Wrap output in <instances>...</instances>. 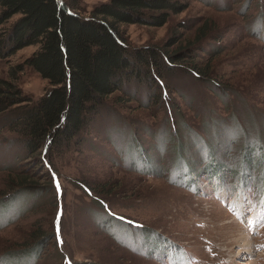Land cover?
Masks as SVG:
<instances>
[{"label": "rangeland", "instance_id": "rangeland-1", "mask_svg": "<svg viewBox=\"0 0 264 264\" xmlns=\"http://www.w3.org/2000/svg\"><path fill=\"white\" fill-rule=\"evenodd\" d=\"M183 1L162 27L120 26L184 59L124 83L71 143L30 153L19 107L0 114V264H264V0ZM38 48L0 58L34 101L48 80L9 73Z\"/></svg>", "mask_w": 264, "mask_h": 264}, {"label": "trees", "instance_id": "trees-1", "mask_svg": "<svg viewBox=\"0 0 264 264\" xmlns=\"http://www.w3.org/2000/svg\"><path fill=\"white\" fill-rule=\"evenodd\" d=\"M81 4L82 0H0V26L21 15L0 31V58L29 45L39 46L11 69L10 76L17 80V74L30 66L50 85L34 101L15 83L0 78V114L14 105L19 107L13 110L9 125L30 153L41 148L48 152L52 142L58 146L71 143L93 122L106 97L135 78L149 83L161 78L153 70L165 68L168 59L181 61V53L187 52L170 54L166 50L162 54L151 45L133 48L120 26L137 23L162 27L171 15L186 9L183 0L103 1L86 17ZM26 189L20 186L14 195ZM46 238L47 234L36 236L34 246L24 253L37 254Z\"/></svg>", "mask_w": 264, "mask_h": 264}, {"label": "snow or ice", "instance_id": "snow-or-ice-1", "mask_svg": "<svg viewBox=\"0 0 264 264\" xmlns=\"http://www.w3.org/2000/svg\"><path fill=\"white\" fill-rule=\"evenodd\" d=\"M57 187H59V186L57 185Z\"/></svg>", "mask_w": 264, "mask_h": 264}, {"label": "water", "instance_id": "water-1", "mask_svg": "<svg viewBox=\"0 0 264 264\" xmlns=\"http://www.w3.org/2000/svg\"><path fill=\"white\" fill-rule=\"evenodd\" d=\"M129 222H131V221H129Z\"/></svg>", "mask_w": 264, "mask_h": 264}]
</instances>
